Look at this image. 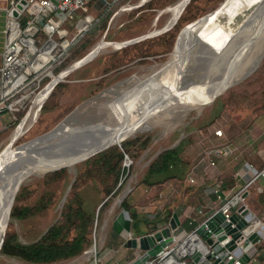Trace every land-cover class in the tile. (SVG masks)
<instances>
[{
    "label": "rangeland",
    "instance_id": "1",
    "mask_svg": "<svg viewBox=\"0 0 264 264\" xmlns=\"http://www.w3.org/2000/svg\"><path fill=\"white\" fill-rule=\"evenodd\" d=\"M140 1L118 0L115 2L113 9L115 11L111 18H108L109 23L105 29L97 35L91 44L84 48L81 54L71 58L67 65L75 58L84 55L100 39L119 41L154 28H160L170 20L171 14L168 11H160L159 9L177 0H163L166 4L162 7L147 6L137 9L136 4ZM226 1L191 0L186 15L196 14L198 17L191 21L192 23H186L190 25L185 27L176 43L174 42L175 37L179 29L184 26V20L178 21L176 25L173 24L169 28L168 33L163 31L145 37L146 39L141 44H136L135 46H131L133 42L127 44L130 46L126 48L108 45L90 60L70 70L52 88L53 95L49 96L45 103L46 105L42 109L40 108V112L38 110L37 119L15 141L16 144L12 149L11 156L17 157L29 151L26 142L31 137L53 127L74 107L77 108L74 124L81 125L104 119L108 112L106 110L109 108L107 105L113 98H116L117 93L122 88L131 84L135 78L149 73L153 67L158 66L170 55L187 51L193 40L207 29L212 17L217 14ZM154 2H159V0H154ZM214 9L215 12L213 13L212 10ZM81 16L84 15L76 11L74 17L67 20L63 27L68 29L69 25L73 28ZM36 24L38 26L41 25L39 21H36ZM101 25L102 20H91L84 31L100 27ZM247 34H243L239 38V42L244 41L247 38L246 36H248ZM138 51L144 52L145 56L142 58L139 55L136 56ZM246 53L247 49L241 53H235V56H230L228 60L224 61V70L226 68L227 75L231 76L212 83L216 93L209 103L204 104V98L209 95V92L204 91L205 87L197 86L196 89L202 93L201 95L196 97L187 93L174 95L166 101H160V105L154 106V108L144 114L141 121L142 128L126 136L123 140H132L138 136L148 135L146 145L140 148L132 158L124 157V162L129 166V170L117 191L103 203L102 183L99 175L96 173L80 174L87 168L86 158L78 162L74 161L72 165L70 163H60L54 166L67 165L56 169H62V171L54 178L51 177L53 175H46V173L51 172L47 170H45L46 172L33 173L25 177L15 194L21 188H24L23 196L19 200L20 204L33 208L39 206L40 208L22 218L10 219L9 217L5 234L7 231H13L17 240L23 243L38 239L45 229L58 218L63 203V196L69 191L70 184L75 180V177L79 176L76 190L81 196L84 207L88 211H92L94 216L91 243L77 255L50 262H30L0 252V264H92L95 256L98 263L97 256L99 251L105 246L111 222L117 213L122 212L119 205L120 197L125 193L130 201L133 200L137 204L142 201L140 187L144 184L140 182V179L150 160L159 151L176 145L184 138L185 142L181 155H185L191 163L196 156V152L208 145L207 138L210 137L214 128L220 127L222 130L235 133L248 123L249 115L253 114L251 106L254 102H264V98L260 99L259 96L253 99H244L250 96L242 92L246 91L249 93L259 88H264V52L253 67L254 69L250 68L246 72L233 75L238 70L240 63L246 60ZM207 61L206 59L192 60L181 78V84L202 81L209 68ZM46 80H49V76L44 78V81ZM42 87L31 88V93L27 98L18 104V110L9 111L4 109L0 111V150L6 144L5 142L8 141L12 130L19 126H17V123L22 118V115L24 116L30 105L33 104L32 100L34 102ZM239 92H242L240 96L237 94ZM222 100H225V105L221 103ZM104 106H107L106 109ZM71 117L73 118L74 115ZM71 117L63 121L62 124L68 125L72 120ZM141 141L142 138L140 139ZM131 142L134 145L138 144L137 142ZM22 146L23 148L21 149ZM91 147L83 151L79 157L84 156ZM9 178V176L5 175L0 177V189L7 183ZM133 188L137 191L132 195L131 191ZM150 202L151 200L148 201V203ZM42 203L44 204L41 207ZM2 215L5 216V213L3 212ZM2 223L3 221L0 222V225ZM138 225H140L139 222ZM92 243H95V254L91 250Z\"/></svg>",
    "mask_w": 264,
    "mask_h": 264
},
{
    "label": "bare ground",
    "instance_id": "2",
    "mask_svg": "<svg viewBox=\"0 0 264 264\" xmlns=\"http://www.w3.org/2000/svg\"><path fill=\"white\" fill-rule=\"evenodd\" d=\"M184 1L177 0L162 10L171 14V18L167 23L173 21L181 10ZM212 11L214 12L215 9ZM87 23L88 20L79 21L72 30L71 35L67 36L65 42L79 30L86 27ZM189 25L186 24L182 27L176 41L185 27ZM156 29L159 28L147 32ZM245 33H248L247 38L239 42V38ZM120 42L121 40L100 39L84 55L75 58L58 73L53 74L51 72L48 75L49 80L39 90L41 92L38 93L34 102L32 100V106L30 105L17 123V126H19L12 130L8 141L0 150V177L3 175L10 177L0 189V222L3 221L0 225V237L5 228V220L12 196L25 177L49 170L60 163H70L72 165L74 164L72 160L89 147L115 141L133 134L136 130L142 128L141 121L146 112L158 105L160 101H166L174 95L187 93L196 97L202 94L196 89L197 86H201L205 87V92H209V95L204 98V104L209 103L216 93L212 83L231 76L227 75L223 63L228 60V57L235 56V53H241L247 49L246 60H241L238 70L233 75L252 69L264 52V0H227L217 14L212 17L207 29L193 40L187 51L170 55L158 66L153 67L149 73L135 78L131 84L122 88L117 96L115 95L116 98H113L107 105L109 108L106 110L108 112L104 119L81 125L74 124L72 121L68 125L62 124L55 128L53 134L43 135L26 142L29 147V151L26 153L17 157L11 156L12 149L16 144L15 141L37 119L38 110L40 112L41 105L46 101L45 99L54 85L62 80L70 70L93 58L104 47L108 45L117 47ZM194 59L208 60L207 73L200 82L194 81L181 84V78L187 66ZM107 106H104L105 109ZM71 140L77 144L62 149L63 144L67 141L71 144ZM80 160L83 159H78L75 162ZM3 212L5 216L2 215Z\"/></svg>",
    "mask_w": 264,
    "mask_h": 264
},
{
    "label": "trees",
    "instance_id": "3",
    "mask_svg": "<svg viewBox=\"0 0 264 264\" xmlns=\"http://www.w3.org/2000/svg\"><path fill=\"white\" fill-rule=\"evenodd\" d=\"M92 1L93 0H90L88 3L89 8L91 7ZM117 1L118 0L111 1L110 5L99 14V10H97V20H102V25L100 27L84 31L83 34L65 50L56 63L53 64L51 68L53 73L58 70H62L65 66H67V63L71 58L81 54L84 48L91 44L97 35L105 29L110 13L113 11L114 5L116 4L115 2ZM190 1L191 0L185 4L174 25H176L178 21L184 20L186 24L197 19L198 16L196 14L186 15ZM164 4H166V2H163V0H159V2H154V0H144L142 3L137 5L136 8L140 9L141 7L147 6L162 7ZM87 9L82 11L83 15L87 14ZM27 16V13L22 10L19 13L18 18L22 23H24ZM70 28L71 27L68 25V29ZM168 30L169 28L165 30V32L168 33ZM145 39L146 38L135 41L131 44V46L141 44ZM128 46L130 45H124L123 48ZM137 55L142 58L145 56V53L138 51L136 53V56ZM242 92L243 94L250 96L244 98L247 100L256 98L257 96H259L260 99L264 98L263 87L249 93L246 91ZM242 92L237 94L240 96V93ZM50 93L45 99L46 101L49 99L50 95H53L52 90ZM46 101H44L41 105V109L44 105H46ZM224 101L222 100L221 102L223 105H225ZM256 102L258 103V101H255L251 106L253 108V113H258L264 110V102H259L258 104ZM141 138L142 141L140 142ZM147 140L148 135L138 136L132 140H123L120 141L119 144H111L85 159L87 168L80 174L96 173L99 175L103 192L102 203L117 191L129 170V166H127L124 162L125 155L132 158L140 148L145 147ZM131 141L137 142L138 144L134 145ZM184 142L185 139L183 138L176 145L159 151L148 163L140 182L146 186V189H156L153 191V194L148 191L143 193L141 196L142 201L139 202V204L134 201H130L128 195L123 196V198L119 201L121 209L125 210L129 217L135 220L137 219L139 224L143 225L141 229V232L143 233L152 232L159 226L165 225L168 222L171 213L175 211L174 203L177 199V193L175 191L170 193L171 188L161 197L163 205L160 209L156 204L157 199L160 198L158 196V192H163L162 188L165 187L167 183H171L175 190L185 188L183 187V175L191 163L185 155H181ZM61 171L62 169L51 171L46 173V175H53L51 177L54 178L59 175ZM78 178L79 176H76L75 180L70 184V189L65 195L58 218L45 229L38 239L23 243L17 240L15 232L7 231L1 245L0 252L19 257L30 262H50L77 255L82 250L87 248V246L91 243L94 216L92 211H88L84 207L81 196L76 190ZM219 180L221 181L222 186L221 177H219ZM23 189L24 188H21L15 194L14 201L9 212L10 219L25 217L40 208L39 206H37L38 208H33L20 204L19 200L23 196ZM152 199H156L155 202L148 203V201ZM43 204L44 203H42L41 207ZM136 230L137 233L140 232L138 226L136 227Z\"/></svg>",
    "mask_w": 264,
    "mask_h": 264
},
{
    "label": "built area",
    "instance_id": "4",
    "mask_svg": "<svg viewBox=\"0 0 264 264\" xmlns=\"http://www.w3.org/2000/svg\"><path fill=\"white\" fill-rule=\"evenodd\" d=\"M89 1L9 0V5L3 7L6 19L4 26L5 42L0 54V111L4 109L18 110V104L27 98L31 93V88L37 89L47 83V80L44 81L43 79L52 72L53 64L83 34L87 26L65 42L67 36L79 21L88 20V25L91 20H97V16L91 15L86 19L85 16L88 14H85L78 19L73 28L65 29L63 27L67 20L74 17L76 11H85ZM22 10L28 15L24 23L18 18ZM39 19H41L40 26L36 24ZM212 132L217 136L222 135L220 127L214 128ZM229 152L230 147L227 143L206 146L200 152L199 161L205 160L208 165H214V156L227 155ZM248 167L252 169L250 177L233 191L225 192L217 176L211 177L209 184H207V191L212 193L215 200L218 201L214 211L219 209L226 219L236 204H240L239 212H243L245 209L246 205L243 203L245 192L253 178L260 176L264 179V165L260 168H253L249 163ZM184 182L195 183L196 179L188 172L184 177ZM198 212L201 213L202 210L198 209ZM243 215L241 214L239 217ZM205 218L200 223L204 222ZM250 220L242 229V237L237 241V244L243 249H247L251 243L246 239V236L255 230L254 228L259 222L257 219V221L252 218ZM188 222L193 224L192 220ZM198 225L193 226L190 230H180L179 232L175 229L171 230V242L163 245L154 256L148 257L142 264H186L189 261V256L196 249L202 250L204 254L209 252V249L200 243L195 233V228ZM162 226L164 225L158 228ZM131 235L132 232L129 230L128 236ZM241 241H244L245 244H241ZM231 252H228L226 259L233 256ZM94 262L95 258H93V264H95ZM206 262L211 263L209 260ZM233 264H239V261L234 258Z\"/></svg>",
    "mask_w": 264,
    "mask_h": 264
},
{
    "label": "crops",
    "instance_id": "5",
    "mask_svg": "<svg viewBox=\"0 0 264 264\" xmlns=\"http://www.w3.org/2000/svg\"><path fill=\"white\" fill-rule=\"evenodd\" d=\"M111 1L113 0H93L91 7L87 9V14L96 16L97 10H99L98 14L101 13L110 5ZM7 5H9V0H0V54L5 42L4 26L6 13L3 7ZM114 11L109 16V19ZM78 13L82 14V11L78 10ZM108 23L109 21H107ZM247 122L244 128L237 130L235 133L221 129L222 135L217 136L211 132L210 137L207 138L208 145L206 146L227 143L230 147V152L227 155L214 156V165H208L205 160L199 161L200 152L203 148L196 152L191 165L183 175L185 177L188 172L191 173L196 179L195 183H187L183 180V187L185 188L180 190H175L171 183H167L162 188L163 192H158L160 198H158L159 200L157 199L156 205L159 209L163 205L161 197L170 188V193L174 191L177 193V199L174 203L175 212L180 221L179 226L175 229L177 232L190 230L217 207L218 201L215 200L212 193L207 191V184H209L211 177H221L222 189L225 192H230L239 188L250 177L252 169L248 167L249 163H251L253 168H260L264 165V110L249 115ZM206 134L208 133L206 132ZM140 188L141 194L147 191L153 194V191L156 190L152 188L146 189L145 185ZM135 191L137 190L133 188L131 191L132 195L135 194ZM245 193L243 203L246 206L243 212L238 211L240 206L238 203L232 208L231 213L241 216V214L248 212L253 220L257 219L259 221L254 228L257 230L258 239L253 243H249L247 249L241 248V250L249 255L250 260L257 259V264H264V179L260 176L253 178ZM155 200L152 199L151 203L155 202ZM198 209H201L202 212H198ZM124 214L119 212L114 216L107 232L108 238L105 246L99 251L97 256L99 262L97 263L95 259V264H119L122 261L133 259L140 252L137 248L127 247L125 239L128 237V231L130 230L133 233L137 226L140 232H134V234L143 233L141 232L142 226L138 225L137 219L127 216V212V215ZM189 220H192L193 224L189 223ZM241 244H245V242L241 241ZM91 250L94 254L96 253L95 243L91 246ZM231 253L235 255L234 251Z\"/></svg>",
    "mask_w": 264,
    "mask_h": 264
},
{
    "label": "water",
    "instance_id": "6",
    "mask_svg": "<svg viewBox=\"0 0 264 264\" xmlns=\"http://www.w3.org/2000/svg\"><path fill=\"white\" fill-rule=\"evenodd\" d=\"M188 1L189 0L184 1L181 10L178 12V14L173 19L172 22L162 25L158 30L156 29L155 31H151V32L146 31L136 36L123 39L121 40V42L119 43V46L117 47L127 45L129 43L141 40L145 37H149L159 32H163L167 30L175 23L176 19L178 18L185 4ZM166 7L167 6L159 10L161 11ZM85 18L88 19L89 15H86ZM39 22H41V19H39ZM180 32H181V28L179 29L174 42L176 41ZM76 114H77V108L74 107L53 127L49 128L48 130L44 132L37 134L36 136L31 137L30 139L39 138L43 135L53 134L55 131V128L59 127L60 124L63 123V121L68 120L73 115L74 117L73 118L71 117L72 118L71 121L75 122ZM74 134H77V133H74ZM124 138L125 137H122L115 141L105 142V143H102L101 145H93L91 149L84 156L75 157V159H73L72 162L77 161L79 158L85 159L88 156L108 147L111 144H114V143L119 144L120 141H122ZM76 144L77 143H74L72 140H71V144L69 141H67L63 144L62 149L67 148V147H73ZM64 166L66 165L57 166L47 171L56 170ZM14 195L12 196V200L9 205L8 214L5 220V228L2 231V234L0 237V248L4 240L5 229L7 226L9 212H10V208L13 202ZM124 195L125 193L120 197L119 201L122 199ZM64 197L65 196H63L62 201L64 200ZM121 213L126 214V211L122 209ZM250 216L251 215L248 212L245 213L242 217L237 216L235 213H231L228 216V219H226L224 214L219 209H216L212 214H210L207 218H205L204 222L200 223L195 228V233L197 234L200 240V243H202L204 247L209 249V252L204 254L202 250L196 249L189 256V261L186 264H208L206 260H209L212 264H233L234 258H236L239 261V264H257V259L250 260L249 255L246 252L242 251L240 245L237 244V241L240 240V238L242 237V229L249 223V221H251ZM179 223H180L179 218L176 212L173 211L171 213V216L168 219L167 224L160 228H157L156 230L152 232L134 234V232L137 233V230L135 229L132 235L128 236L125 239V245L127 247L137 248L138 250H140V252L137 253L133 259L129 261H122L119 264H142L148 257L154 256L161 249L163 245L171 242L170 232L171 230L176 229L179 226ZM256 231L257 230H252L246 236V239L249 240L251 243L255 242L259 237ZM93 244L94 243H92V245ZM229 251H234L235 255H233L231 258L226 259V255L228 254Z\"/></svg>",
    "mask_w": 264,
    "mask_h": 264
}]
</instances>
